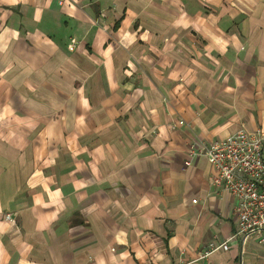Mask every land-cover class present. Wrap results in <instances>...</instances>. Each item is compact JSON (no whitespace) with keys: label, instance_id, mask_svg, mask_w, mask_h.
I'll return each instance as SVG.
<instances>
[{"label":"crops","instance_id":"1","mask_svg":"<svg viewBox=\"0 0 264 264\" xmlns=\"http://www.w3.org/2000/svg\"><path fill=\"white\" fill-rule=\"evenodd\" d=\"M239 128L264 132V0H0V264H264L184 165Z\"/></svg>","mask_w":264,"mask_h":264},{"label":"built area","instance_id":"2","mask_svg":"<svg viewBox=\"0 0 264 264\" xmlns=\"http://www.w3.org/2000/svg\"><path fill=\"white\" fill-rule=\"evenodd\" d=\"M74 44L71 39L68 48L72 49ZM186 155L185 166L199 156L206 158L212 167V184L236 199L235 235L256 233L264 244V132L239 128L224 138L191 140ZM6 217L9 219V214ZM228 241L210 243L205 255L226 250Z\"/></svg>","mask_w":264,"mask_h":264}]
</instances>
